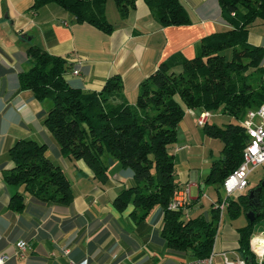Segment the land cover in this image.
Listing matches in <instances>:
<instances>
[{
    "label": "trees",
    "instance_id": "1",
    "mask_svg": "<svg viewBox=\"0 0 264 264\" xmlns=\"http://www.w3.org/2000/svg\"><path fill=\"white\" fill-rule=\"evenodd\" d=\"M55 2L81 22H90L112 32L107 15L108 0H35L33 7ZM124 17L137 7V0H116ZM163 25L191 21L183 0H147ZM223 15L232 26L204 37L200 52L189 57L177 52L163 60L140 85L136 103L125 98L121 74L111 76L102 90L72 85L65 77L68 59L33 44L29 53L33 65L20 73L22 88H30L39 99L52 101L45 123L56 138L61 154L84 159L103 181L110 179L106 156L130 168L135 183L116 197L119 209L135 205L133 215L144 221L158 206L165 212L163 235L171 250L205 257L215 250L226 199L232 219L256 211V218L238 227L239 253L249 264H259L252 250V236L264 222V187L259 200L250 197L251 181L239 193L224 195L225 181L240 167L251 134L243 121L250 110L264 104V45L250 41L251 25L264 19V0H220ZM232 48L228 58L226 50ZM187 108L224 112L236 117L225 125L208 121V134L224 141L223 156L215 159L206 177L216 186L219 199L207 212L186 218L187 208L197 200H187L179 209L170 208L183 188L175 153L171 147L179 139V129ZM48 145L32 138L19 139L8 151L14 166L6 171L9 183L25 185V191L41 203L67 204L73 198L72 184L64 169L46 151ZM25 194L16 192L11 206L21 210Z\"/></svg>",
    "mask_w": 264,
    "mask_h": 264
},
{
    "label": "crops",
    "instance_id": "2",
    "mask_svg": "<svg viewBox=\"0 0 264 264\" xmlns=\"http://www.w3.org/2000/svg\"><path fill=\"white\" fill-rule=\"evenodd\" d=\"M34 1L0 0V255H11L5 264H68L70 259L77 264H180L193 259L190 254L170 249L163 235L162 207H156L140 222L132 214L133 203L125 209L116 206L118 194L135 183L130 168L108 155L110 179L103 181L84 159L61 154L45 123L51 99H39L32 89L22 88L20 73L33 65L29 47L35 44L68 59L65 77L74 86L102 90L111 76L121 74L125 98L134 103L143 80L163 60L177 52L196 56L205 36L232 26L223 15L220 0H183L191 21L173 25H163L147 0H137V7L127 17L116 0L115 5L108 0L107 15L115 26L112 32L78 21L55 2L34 8ZM249 38L264 45V19L251 25ZM76 68L79 73L73 72ZM202 111L187 108L179 129L178 142L182 143L173 151L183 185L177 196L191 187L190 200H197L190 208L191 216L193 210L202 212L205 196L211 204L219 199L218 191L208 189L213 185L206 181L209 173L199 170L190 144ZM21 138L48 145L47 155L71 180V202L41 203L25 191V185L5 179L6 171L15 164L8 151ZM255 185L251 180V186ZM18 191L25 194L26 204L21 210L11 206ZM243 216L246 224L249 216ZM238 227L226 225L223 238L218 235L214 250L219 256L217 264H224L222 252H239ZM260 231L264 227L257 228L256 232ZM20 239L28 241L24 252H19L16 244Z\"/></svg>",
    "mask_w": 264,
    "mask_h": 264
},
{
    "label": "built area",
    "instance_id": "3",
    "mask_svg": "<svg viewBox=\"0 0 264 264\" xmlns=\"http://www.w3.org/2000/svg\"><path fill=\"white\" fill-rule=\"evenodd\" d=\"M74 73H79L76 68ZM213 115L211 110H203L199 116L201 124L205 125L209 118ZM244 125L251 134V140L245 148V158L238 169L227 177L225 183L226 190L229 195L237 192L240 189L247 187L250 183L251 173L260 165L264 164V104L257 109L250 110L247 118L244 120ZM191 197V187L185 190L183 196H179L175 205H170L172 209L183 207L188 198ZM226 202L221 203L224 209ZM19 252H24L28 247V241L20 239L17 241ZM252 250L254 251L259 264H264V231L256 232L252 238ZM65 252H69L65 249ZM224 264H249L247 257L240 253L230 255L224 251ZM216 252L205 257H195L185 260L180 264H215ZM11 258L9 254L0 255V264H5ZM68 264H77L74 259H70Z\"/></svg>",
    "mask_w": 264,
    "mask_h": 264
},
{
    "label": "rangeland",
    "instance_id": "4",
    "mask_svg": "<svg viewBox=\"0 0 264 264\" xmlns=\"http://www.w3.org/2000/svg\"><path fill=\"white\" fill-rule=\"evenodd\" d=\"M112 3L115 5V0H111ZM227 30V29H226ZM223 31V30H221ZM228 54V58H231L233 55V49L229 48L225 52ZM136 103V102H134ZM213 117L211 120H209L212 123H217L220 125H225L226 123L230 121L237 120L236 117L224 112L223 110H219L217 112H212ZM210 119V118H209ZM197 125V133L195 136V140L190 143L193 146V150L196 153V157L194 158L195 163L197 164L199 170L201 168L208 174L211 170L212 163L215 159H219L223 156V148H224V141L220 137L211 136L207 133L205 126L199 122H196ZM182 143L181 141L175 142V144L171 147L172 151L176 149V144ZM119 163L120 161L117 160ZM202 170V171H203ZM264 177V164L258 166L253 172L252 175H250V181L252 180V184H257L260 182V180ZM208 189L216 190L217 188L215 185H211V188ZM223 194L226 196L227 192L224 188H222ZM241 192L240 190L236 193ZM179 197V196H177ZM176 197V198H177ZM175 198V199H176ZM212 204L209 197H204V205L202 206V212H207L211 209ZM191 211V210H190ZM201 211L193 210L192 215L197 216ZM191 214L189 212V215L186 214V218L190 217ZM246 222L245 216H241L238 219H232L230 215L228 214V211L223 212V219L221 221V227H220V237L223 238L225 233V227L226 225H232L234 228H237L238 226L244 224ZM264 223L258 226V228H263ZM214 252V251H213ZM232 254V252H231ZM219 260V256H216V263Z\"/></svg>",
    "mask_w": 264,
    "mask_h": 264
},
{
    "label": "water",
    "instance_id": "5",
    "mask_svg": "<svg viewBox=\"0 0 264 264\" xmlns=\"http://www.w3.org/2000/svg\"><path fill=\"white\" fill-rule=\"evenodd\" d=\"M263 187H264V180L262 182L261 185H259L258 187H256L255 189L251 190V193H250V197L251 198H254V201H258L259 200V195L262 193V190H263ZM248 216L252 219V220H255L256 218V211L255 210H251L248 212Z\"/></svg>",
    "mask_w": 264,
    "mask_h": 264
},
{
    "label": "bare ground",
    "instance_id": "6",
    "mask_svg": "<svg viewBox=\"0 0 264 264\" xmlns=\"http://www.w3.org/2000/svg\"><path fill=\"white\" fill-rule=\"evenodd\" d=\"M200 116V115H199ZM200 122V121H199ZM243 123H244V121H243ZM248 130V129H247ZM249 132V131H248ZM250 133V132H249ZM251 140V139H250ZM249 144V143H248ZM252 174V173H251ZM225 183H227V179H226V181H225ZM226 188V187H225ZM245 188H247V187H245ZM245 188H243V189H240V191H242V190H244ZM239 191V190H238ZM237 191V192H238ZM226 192H227V190H226ZM236 193V192H235ZM235 193H233V194H235ZM227 195H229L228 194V192H227ZM191 199V197L190 198H188L187 200H190ZM177 200H178V197L171 203V205H175L176 204V202H177ZM224 202H226V205H225V207H224V209L222 208V210H223V212L225 211V209H226V207H227V205H228V201L225 199L222 203H224ZM185 205H186V203H185ZM184 205V206H185ZM179 208H181V207H179ZM189 212H190V208H187V214L189 215ZM223 214V213H222ZM252 238H253V236H252ZM213 253V252H212ZM223 253V252H222ZM237 253H239V252H237ZM218 253L216 252V255H217ZM233 256V255H232ZM257 259V258H256ZM258 262V261H257Z\"/></svg>",
    "mask_w": 264,
    "mask_h": 264
}]
</instances>
